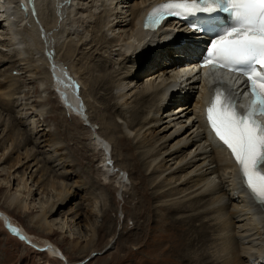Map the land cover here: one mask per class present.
<instances>
[{
  "label": "bare ground",
  "instance_id": "1",
  "mask_svg": "<svg viewBox=\"0 0 264 264\" xmlns=\"http://www.w3.org/2000/svg\"><path fill=\"white\" fill-rule=\"evenodd\" d=\"M149 1L0 0V164L16 154L1 169H6L9 189L5 203L27 211V198L35 190L63 188L57 199L40 203L29 216L31 224L49 232L54 221L49 218L59 209L78 219L75 207L68 205L75 196L95 200L87 184L78 180L76 162L45 115L51 111L47 104L54 76L69 90L72 107L82 110L86 105L89 118L101 119V132L111 137L120 132L119 148L131 147L140 156L133 168L142 186L138 216L143 217L145 244L151 243L148 234L172 227L182 231L181 238L172 239L180 252L172 245L165 255H178L172 264H264V203L251 202L238 165L209 136L201 115L211 84L222 82L238 96L241 90L233 87V77L194 67L203 40L197 33L171 21L156 29L142 28ZM15 69L27 86L23 93L12 74ZM103 108L111 114L109 123V115L99 112ZM36 131L42 141L31 139ZM29 141L39 149L29 147ZM106 142L100 141L105 151L110 145ZM12 170L19 175L13 177ZM69 176L77 179L70 183ZM0 214L7 228L6 223H14L5 212ZM13 226L9 230L26 243L63 264H75L56 245L34 242L22 227ZM198 243L199 253L194 249ZM112 244L113 235L104 249Z\"/></svg>",
  "mask_w": 264,
  "mask_h": 264
},
{
  "label": "rangeland",
  "instance_id": "2",
  "mask_svg": "<svg viewBox=\"0 0 264 264\" xmlns=\"http://www.w3.org/2000/svg\"><path fill=\"white\" fill-rule=\"evenodd\" d=\"M15 71L16 69L12 71V74L15 76V79L19 80L20 85L23 86L21 89L23 93V89H27V86L23 83L22 80L24 79H22V76L19 73H14ZM53 79L50 89L54 88V90H50V98H48L49 102L47 104V108L51 111L45 115L48 117L49 126L56 132V135L58 134L57 136L61 141L67 145L69 155L76 162L75 167L80 174L78 180H82L84 184H87L95 200L82 201L80 195H77L78 197L75 196L68 205L75 207L72 211L77 210L78 219L74 221L75 218L72 219L71 214H68L69 212L62 211L59 213L61 211L59 209L60 211L54 212L49 218L50 220H54L51 222L53 226L49 232L39 229L36 225L29 222V216L38 211L40 203H44L49 198L57 199L56 195H60L59 192H62L63 188L56 187L57 191L55 187H52L53 191L50 188H46L43 191L44 194L35 190L27 198V203L30 206L27 211L17 209L13 205L7 206L4 200L5 190L7 189L5 187L6 180L4 179L6 169H1L2 167H7V163H11L16 156V154H12L13 156L11 155L8 158L10 162L7 159L4 163L0 164V211L5 212L11 218L10 220L14 222V225H17L19 228L22 227L32 241L39 244L49 241L56 245L69 263L165 264L164 259H166V263L172 264L178 255L175 258L171 255L165 257V255L170 254L172 245H175L176 249L180 252L179 244L172 239H174L173 237H180L182 231H175L170 227L161 234H148L146 237L151 240V243L145 244L144 238L146 234L143 233V217L138 216L139 204L143 202L142 186L139 183L138 173L133 168V164L136 165L140 162V156L131 147L128 150L124 149V147L119 148L118 139L120 132L115 130L112 137L111 133L106 134L104 130V132H101V119L89 118L85 110L86 105L82 104V110L79 109L82 112L72 107L69 102L70 97L68 96L70 92L69 90L67 91L66 86L64 87V82L60 83L54 76ZM26 85L30 86L31 83ZM21 92L19 90L18 94L22 95ZM79 95L81 96V93ZM98 103L101 104L100 107H104L102 103ZM99 112L109 115V111L105 108ZM110 116L111 114L108 116V123L111 122ZM21 127L23 129V126ZM38 132H34V135L30 132L33 135L32 140L35 141L37 137L39 141L43 140V137ZM15 136L16 134L13 133L11 138H15ZM97 136L100 140H98ZM101 140H104L105 143L108 141L110 144L107 151L104 150L106 149L105 145L102 148L100 144ZM28 146H34L36 149H39V146H35L33 141H29ZM110 146L112 149L110 151L111 155L108 152ZM105 154L108 155L105 156ZM12 169L14 170V168ZM16 170L12 172L13 177L19 175V173H16ZM69 178L70 176L67 179ZM74 179H69L68 182L71 183ZM16 183L17 181L14 180L13 188ZM29 185H31V190L33 191L35 186ZM11 187L10 192L13 190H11ZM27 189L24 188V191ZM67 191L70 190L67 188ZM88 202L89 204H87ZM154 203V199H152L151 205H154ZM75 204L79 205L76 206ZM63 213L65 216L62 215ZM66 218L68 223L63 224L64 222L62 223V221ZM71 219L73 222H71ZM86 225H90L93 229L92 232L88 230ZM112 235L113 244L105 250L104 245H106ZM73 243L77 244L73 245ZM154 244L157 249H155ZM201 247L198 243L194 249L198 250L199 253V250H202L200 249ZM189 255L192 258L195 256L194 252H191ZM160 260L161 262L159 263L158 261ZM177 261L180 264H184V261ZM0 264H63V261L59 258H52L47 254L46 250L40 249L36 245L34 246V244L26 243L22 237L12 233L9 227L7 228L4 225L3 219L0 218ZM189 264L194 263L190 261Z\"/></svg>",
  "mask_w": 264,
  "mask_h": 264
},
{
  "label": "snow or ice",
  "instance_id": "3",
  "mask_svg": "<svg viewBox=\"0 0 264 264\" xmlns=\"http://www.w3.org/2000/svg\"><path fill=\"white\" fill-rule=\"evenodd\" d=\"M220 7L232 13L234 22L212 39L204 62L212 70L221 66L245 75L253 98L249 110L241 115L235 102L224 96L217 84L216 96L207 108V120L240 166L248 189L264 203V125L254 118L257 112L264 114V0H199V3L192 0L191 5L166 4L162 6L164 11L152 15L145 27L157 26L165 14H182L171 9L211 13Z\"/></svg>",
  "mask_w": 264,
  "mask_h": 264
},
{
  "label": "water",
  "instance_id": "4",
  "mask_svg": "<svg viewBox=\"0 0 264 264\" xmlns=\"http://www.w3.org/2000/svg\"><path fill=\"white\" fill-rule=\"evenodd\" d=\"M6 225H7L9 228H11V226L14 227L12 223H6ZM12 230H13L14 232L16 231L15 229H12Z\"/></svg>",
  "mask_w": 264,
  "mask_h": 264
}]
</instances>
